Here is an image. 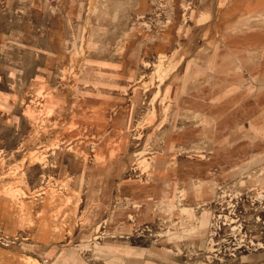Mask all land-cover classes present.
<instances>
[{
  "label": "rangeland",
  "instance_id": "1",
  "mask_svg": "<svg viewBox=\"0 0 264 264\" xmlns=\"http://www.w3.org/2000/svg\"><path fill=\"white\" fill-rule=\"evenodd\" d=\"M261 32L264 0H0V264H264Z\"/></svg>",
  "mask_w": 264,
  "mask_h": 264
},
{
  "label": "crops",
  "instance_id": "2",
  "mask_svg": "<svg viewBox=\"0 0 264 264\" xmlns=\"http://www.w3.org/2000/svg\"><path fill=\"white\" fill-rule=\"evenodd\" d=\"M160 37H157L156 40L152 43L151 46H149V50L157 55H167V56H175L176 59L181 60L180 62V83H181V89L186 90L189 87L193 85V83L196 81V71L198 69V65L195 64L193 61V53H188L184 49L180 48L179 44H177V39L175 35H173L171 32H167ZM178 31L175 30V33ZM170 34V35H167ZM255 39H262L264 38V34L261 33H255L254 35ZM149 37L146 36V39ZM250 41H243L242 44L238 45V47H244L245 45L250 46ZM148 51V50H147ZM100 65L94 66L90 65L91 69H100V70H109L112 73H117L120 76H118L116 79H111V84L104 86L99 85L95 86V89L97 90V101L101 102L103 105H113L118 104L119 101L125 100V94L133 90L134 85L133 82L137 81L140 77L138 74L134 71V69H128L126 72H123L120 70V64L117 61L113 60H99ZM39 83V82H38ZM136 90V89H135ZM139 91V90H138ZM228 92H223V97H228ZM133 99V97L131 98ZM10 105V102H9ZM264 129V128H263ZM264 135V131H263Z\"/></svg>",
  "mask_w": 264,
  "mask_h": 264
}]
</instances>
